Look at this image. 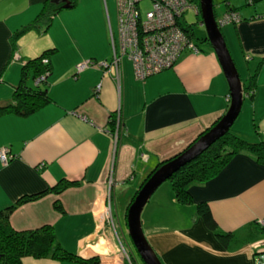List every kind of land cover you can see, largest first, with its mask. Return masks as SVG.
I'll list each match as a JSON object with an SVG mask.
<instances>
[{
  "label": "crops",
  "instance_id": "1",
  "mask_svg": "<svg viewBox=\"0 0 264 264\" xmlns=\"http://www.w3.org/2000/svg\"><path fill=\"white\" fill-rule=\"evenodd\" d=\"M48 1L0 0V103L12 101L26 62L54 49L47 78L50 103L29 117L0 116V149L9 148L8 162L0 158V210L63 179L78 180L79 185L60 195L49 193L19 205L11 214L12 226L21 231L51 226L71 253L100 256L103 264H128L118 259L117 219L120 223L153 169L225 114L228 81L207 43L198 53L184 51L173 68L138 80L132 62L113 54L116 0H71L75 5L70 8L54 4L58 10L51 26L42 23L14 46V34L33 22ZM221 1L217 16L234 8L242 18L221 30L245 83L262 61L254 97H246L231 131L251 141L264 140V0ZM89 59L78 73L76 65ZM117 111L123 119L119 132L110 128ZM190 189L191 205L176 200L171 182L144 209L143 227L161 260L254 264V256L264 253V233L254 234L264 219V165L243 152ZM57 198L65 213L54 208ZM202 201L220 229L232 233L228 248L198 215L196 204ZM23 264L82 263L27 256Z\"/></svg>",
  "mask_w": 264,
  "mask_h": 264
},
{
  "label": "trees",
  "instance_id": "2",
  "mask_svg": "<svg viewBox=\"0 0 264 264\" xmlns=\"http://www.w3.org/2000/svg\"><path fill=\"white\" fill-rule=\"evenodd\" d=\"M192 1H195L200 6V0ZM54 4L56 3L53 0L46 2L37 18L33 22L20 28L14 34V46L17 39L22 34L32 30L33 28H39L42 23L47 29L51 26L53 16L58 10ZM71 4L73 7L75 5V1H71ZM233 10L237 11L234 8H231L229 11ZM197 16L200 17L201 15L197 14ZM182 28L188 33L189 38L200 50H202V45L205 43L210 45L206 35L202 38L195 36L193 26L191 24H186L185 26H182ZM53 52L54 49H47L40 55L26 62L22 70L21 83L14 91L12 101L9 103H0V116L16 114L21 117H29L50 103L51 99L48 94L47 75L50 74L52 69L50 55ZM45 59H48V62H45ZM261 64L262 61L258 63L248 82L244 84L245 94L249 98L254 97L257 86L256 78ZM45 75L46 77L43 79L42 77ZM2 76L3 72L0 73V79ZM112 116L111 130H113V127H116L115 124H117L115 114ZM121 120L123 121L122 116ZM214 124L212 126H214ZM202 133L199 136H201ZM243 152L252 154L258 164L264 165V140L251 141L233 133L232 131L227 132L197 158L182 166L169 179L172 182L176 200L184 205L193 204L195 201L190 185L192 183L205 181L213 176H216L236 155ZM175 156L161 162L155 169L152 170L145 181L158 167L173 159ZM79 183L80 182L78 180L63 179L54 186L47 187L46 189L33 194L24 195L19 198L15 204L0 210V264H23V259L27 256L34 258H53L64 261L75 260L81 262L82 264H103L100 256L85 258L65 250L57 239L56 233L51 226H43L33 230L21 231L15 229L10 222L11 214L19 205L41 198L49 193L60 195L67 188L79 185ZM139 190L140 187L132 197L131 202L134 200ZM130 204L131 203H129V205ZM196 205L198 215L202 218L205 226L214 233L215 237L222 243L223 246L228 248L232 240V233L224 232L220 229L219 224L207 202L202 201ZM54 208L61 213H65V207L59 198L55 200ZM260 233H264V225L258 222L254 234Z\"/></svg>",
  "mask_w": 264,
  "mask_h": 264
},
{
  "label": "built area",
  "instance_id": "3",
  "mask_svg": "<svg viewBox=\"0 0 264 264\" xmlns=\"http://www.w3.org/2000/svg\"><path fill=\"white\" fill-rule=\"evenodd\" d=\"M150 1L151 6L144 9L142 3ZM117 31L112 33L113 54L116 58L126 57L133 65L134 75L144 81L148 77L175 66L186 50L200 52L197 45L182 28L190 24L185 14L191 8L196 15L200 6L192 0H116ZM218 23L236 24L242 20L239 12L227 11L217 17ZM48 62V59H45ZM92 61L76 65L79 73ZM48 76V75H47ZM46 77L43 76L44 79ZM98 89L101 88L99 84ZM121 120L117 119L116 132ZM9 149L1 151L4 163L8 162ZM254 264H264V253L254 256Z\"/></svg>",
  "mask_w": 264,
  "mask_h": 264
},
{
  "label": "water",
  "instance_id": "4",
  "mask_svg": "<svg viewBox=\"0 0 264 264\" xmlns=\"http://www.w3.org/2000/svg\"><path fill=\"white\" fill-rule=\"evenodd\" d=\"M56 4L64 3V8L72 7L70 0H53ZM202 24L206 29V37L215 51L223 72L229 85V106L225 114L218 121L196 138L183 151L158 167L143 184L136 194L133 202L128 205L127 226L128 233L136 251L145 264H164L158 252L147 239L143 227L142 214L156 190L182 166L197 158L208 147H210L219 138L231 131V128L237 120L246 99V84L241 78L238 67L227 46L221 25L215 11L214 0H200V12Z\"/></svg>",
  "mask_w": 264,
  "mask_h": 264
},
{
  "label": "rangeland",
  "instance_id": "5",
  "mask_svg": "<svg viewBox=\"0 0 264 264\" xmlns=\"http://www.w3.org/2000/svg\"><path fill=\"white\" fill-rule=\"evenodd\" d=\"M220 0H214V4H215V10H216V13L217 15H219L218 13H221L220 12V7L222 6L221 2H219ZM151 2L150 1H145L142 3V7L144 9L146 8H149L151 6ZM117 7V6H116ZM185 17L187 19V21L193 26V30H194V34L196 37H200L202 38L203 36L206 35V29H205V26L201 23V20H202V17L200 16H197L196 13H195V10L193 8L189 9L187 11V13L185 14ZM48 78V76H47ZM117 119H120L121 120V116L119 115L118 111L115 113V120L117 122ZM116 125V128H117V124ZM120 126L118 127L119 129L123 126V121L121 120ZM6 147H2L0 149V155H1V151L3 149H5ZM9 149V148H8ZM1 158V156H0ZM2 160V158H1ZM3 162V160H2ZM4 163V162H3ZM148 180V179H147ZM146 180V181H147ZM145 181V182H146ZM143 186V185H142ZM140 186V189L141 187ZM167 186H171V181L170 180H167L166 182H164L159 188L158 190H156L155 194H158V192H160V190H164ZM154 194L152 195L151 199L152 200L154 198ZM149 200V201H150ZM133 202V201H132ZM131 201L129 203H132ZM128 203V200L125 201V206L126 204ZM150 203V202H149ZM147 203V205L149 204ZM146 205V207H147ZM145 207V208H146ZM127 210H128V207L126 208V210L124 209L123 211V216L121 217V222L119 223L118 219H117V222H116V225L118 226V228H116V233H117V237L119 239V244H120V256L118 257V259L121 258V260L123 261H127L128 264H145L142 259L140 258L138 252L136 251V248L134 247L133 243H132V240L130 238V235L128 233V226H127ZM145 211V210H144ZM144 211H143V214L144 215ZM112 217L110 216V220L115 222V218H114V214L113 212L111 213ZM260 224L264 225V219L260 220L259 221ZM147 239L149 240V242L152 244V242L150 241L149 237L147 236ZM153 246V245H152ZM102 259V258H101ZM104 261V260H103ZM114 262H112L113 264ZM109 264V263H108ZM111 264V263H110Z\"/></svg>",
  "mask_w": 264,
  "mask_h": 264
}]
</instances>
